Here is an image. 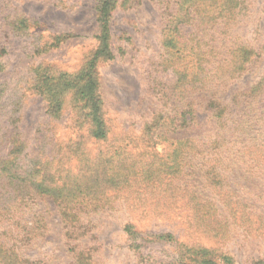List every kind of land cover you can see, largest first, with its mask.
Segmentation results:
<instances>
[{"label": "rangeland", "instance_id": "rangeland-1", "mask_svg": "<svg viewBox=\"0 0 264 264\" xmlns=\"http://www.w3.org/2000/svg\"><path fill=\"white\" fill-rule=\"evenodd\" d=\"M102 2L0 0L2 132H20L28 159L61 157L59 147L78 134L86 135L83 129L78 133L73 120L76 91L90 75L98 84L109 133L101 143L87 142L83 155L108 171L118 169L130 186L110 193L112 208L92 214L87 237L76 244L89 247L90 252H84L100 264H264V141L255 158L226 170L228 176L219 192L213 190L209 208L218 219L217 229L202 230L191 217L190 195L178 191V180L170 176L179 169L189 182L195 178L202 185L207 170L189 168V150L177 151V145L163 143L148 131L164 114L161 91L173 77L160 65L163 36L173 33L165 30L176 21L173 9L189 8L186 20L195 25H182V35L194 37L207 21L219 20L230 23L231 37L250 50L252 62L225 91L229 99L237 90L264 81V0H110L107 41L112 58L98 56L103 34L97 8ZM207 100L197 97L196 132L178 131L174 137L216 129L203 107ZM64 163L66 169L78 171L77 158ZM191 172L197 176H189ZM151 175L156 185L149 188L142 183ZM30 207L28 217L42 212L47 225L40 221L37 236L20 244L19 261L74 264L57 206L44 198Z\"/></svg>", "mask_w": 264, "mask_h": 264}, {"label": "trees", "instance_id": "trees-1", "mask_svg": "<svg viewBox=\"0 0 264 264\" xmlns=\"http://www.w3.org/2000/svg\"><path fill=\"white\" fill-rule=\"evenodd\" d=\"M109 1L103 0L97 8L103 34L98 56L106 58H112L107 41L111 15ZM223 12L219 11L220 14ZM172 13L176 21L165 30L173 33L172 37L167 33L163 36L164 57L160 65L170 70L173 77L163 83L161 91V98L165 101L164 114L153 120L148 131L152 130L156 139L163 143L177 145V151L189 150L192 153L189 168L207 170L202 185L195 178L189 182L187 175L177 169L179 163L172 168L177 170L171 173L170 178L178 180V191L182 189L190 195V215L197 227L212 230L217 229L218 224L217 217L209 209L213 190H221V182L228 176L227 169L252 160L256 152L263 149L257 147L264 141V129L257 127H264V81L252 89L237 90L225 99L229 82L243 74L247 64L252 62L250 50L231 37L230 23L222 25L219 20L207 21L201 34L184 36L182 25L195 27L186 20L190 15L189 8L180 6ZM204 31L211 32V35ZM89 78L90 75L76 91L79 102L73 120L79 126L78 133L83 129L86 135L78 134L76 139L71 138L59 147L61 157L28 159V145L20 132L4 133L0 127V264H31L19 261L18 250L20 244L30 243L33 235L37 236L40 221L47 225L42 212L28 217L31 203L44 198L51 200L59 210L64 235L72 244L69 246L74 254V264H100L93 260V254L84 252H90L89 247L81 249L76 241L87 237L92 214L112 208V194L122 193L130 184L118 169L108 171L83 155L87 142L101 143L109 133L98 84ZM197 97H208L203 107L216 121V129L206 134L174 137L178 131L196 132L199 121L197 107L200 106ZM57 106L58 114L62 105ZM74 158H77L79 168L72 172L65 168L64 162ZM124 170L126 173L129 171L128 168ZM190 175L197 176L195 172ZM154 180L151 175L142 184L152 188L156 185Z\"/></svg>", "mask_w": 264, "mask_h": 264}]
</instances>
